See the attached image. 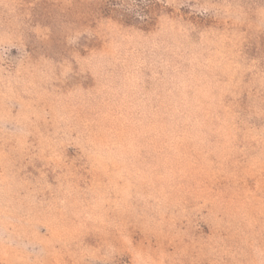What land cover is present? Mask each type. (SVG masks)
I'll return each instance as SVG.
<instances>
[{"label": "rangeland", "instance_id": "374dc122", "mask_svg": "<svg viewBox=\"0 0 264 264\" xmlns=\"http://www.w3.org/2000/svg\"><path fill=\"white\" fill-rule=\"evenodd\" d=\"M0 264H264V0H0Z\"/></svg>", "mask_w": 264, "mask_h": 264}]
</instances>
